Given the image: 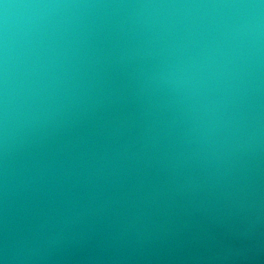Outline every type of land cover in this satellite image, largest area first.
I'll use <instances>...</instances> for the list:
<instances>
[{
	"label": "water",
	"instance_id": "95a60500",
	"mask_svg": "<svg viewBox=\"0 0 264 264\" xmlns=\"http://www.w3.org/2000/svg\"><path fill=\"white\" fill-rule=\"evenodd\" d=\"M0 264H264V0H0Z\"/></svg>",
	"mask_w": 264,
	"mask_h": 264
}]
</instances>
